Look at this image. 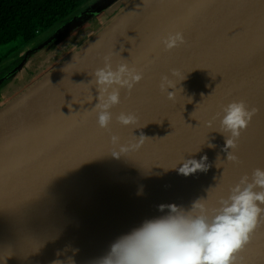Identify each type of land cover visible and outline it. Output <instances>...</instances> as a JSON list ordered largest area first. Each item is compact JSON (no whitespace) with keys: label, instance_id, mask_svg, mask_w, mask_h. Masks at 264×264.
Wrapping results in <instances>:
<instances>
[{"label":"water","instance_id":"water-1","mask_svg":"<svg viewBox=\"0 0 264 264\" xmlns=\"http://www.w3.org/2000/svg\"><path fill=\"white\" fill-rule=\"evenodd\" d=\"M102 15L106 23L58 60L44 57L49 50L31 72V50L7 78L6 86L24 81L0 107V264H94L119 236L164 214L159 205L217 207L264 168V0H98L70 27ZM175 32L185 42L166 50L162 40ZM105 56L143 73L131 91L120 89L108 129L94 109L93 73ZM163 76L175 85L173 100L160 90ZM233 100L257 109L230 150L238 162L227 160L219 131ZM121 112L138 123L121 125ZM112 135L143 142L116 158ZM204 156L207 171L175 168ZM260 225L239 264H264Z\"/></svg>","mask_w":264,"mask_h":264},{"label":"clouds","instance_id":"clouds-1","mask_svg":"<svg viewBox=\"0 0 264 264\" xmlns=\"http://www.w3.org/2000/svg\"><path fill=\"white\" fill-rule=\"evenodd\" d=\"M184 42L181 32L170 33L162 40L166 50ZM93 76L98 92L94 107L97 123L100 128L108 129L113 118L111 109L121 103L120 89L131 91L143 79V73L125 60L114 68L111 56H105L104 66L97 68ZM169 88L174 91L169 92ZM160 90L167 93L169 100L175 98V85L167 76L161 78ZM256 111L250 110L243 100H233L223 107L219 131L226 138L224 151L228 161L238 162L230 150L237 147L242 130L247 128ZM116 119L126 127L138 123V118L130 113L121 112ZM111 142L119 147L111 155L119 158L143 141L141 138L136 144L122 145L120 137L112 135ZM206 161L207 156L199 160L183 159L175 168L189 176L207 171ZM159 210L164 214L146 219L119 236L106 255L94 264H239L238 253L264 220V168H256L251 178L243 176L231 187L227 197L219 199L217 207L210 209L205 199H197L188 208L161 204Z\"/></svg>","mask_w":264,"mask_h":264},{"label":"trees","instance_id":"trees-1","mask_svg":"<svg viewBox=\"0 0 264 264\" xmlns=\"http://www.w3.org/2000/svg\"><path fill=\"white\" fill-rule=\"evenodd\" d=\"M96 1L98 0H0V46L17 41L29 45L41 33L54 29ZM84 27L77 28L72 35Z\"/></svg>","mask_w":264,"mask_h":264},{"label":"rangeland","instance_id":"rangeland-1","mask_svg":"<svg viewBox=\"0 0 264 264\" xmlns=\"http://www.w3.org/2000/svg\"><path fill=\"white\" fill-rule=\"evenodd\" d=\"M124 1L126 2L127 0H124ZM80 13H82V11L77 13V15H79ZM80 16H81V14H80ZM101 17H100L101 19H99L96 24L94 23L95 25H90L87 29H85V32L79 38V40L74 42L71 46H69V44L71 43V37H72V34L75 33V30L77 28H75V29L74 28H68L65 30H62V28H60L61 30H59V31L52 30L50 32L48 31L45 33H41L37 37V39L29 45H25L22 41H17V42L8 44V45L0 46V70L4 69L3 73L5 71L6 72L8 71L7 75L9 77V75L11 74L10 71L11 72L13 70L16 71L20 65L24 64L25 60L28 58L27 54L31 50H33L34 52L29 55V57H30L29 59H30V61H32L31 63H33V64H31L32 68L30 69V71L34 72V71L40 70L42 65L46 62V59H50V57L52 56L51 52H53V57H54L53 61L58 60L67 51H69L70 49H73L75 45L80 44L81 41L84 40L93 31L95 32V31L99 30L108 20V17H106V15H104V16L102 15ZM97 19L96 18L92 19L88 23L89 24L93 23ZM102 21H104V23L99 25ZM88 23H87V25H88ZM42 47H44L45 49ZM41 48L44 50H42ZM49 50H50V52L46 56H44L43 54H45ZM43 56L46 59H42ZM41 60H42V63H41ZM2 70L0 71V73L2 72ZM23 78H20V77L16 78L14 83H12L13 78H11L9 82L12 84L3 88L0 91V96H1V93L4 95L3 97H5V96L10 97L14 93L15 94L18 93L19 90L17 89V87H18L17 85L21 84L24 81ZM2 104L3 103L0 104V107Z\"/></svg>","mask_w":264,"mask_h":264},{"label":"flooded vegetation","instance_id":"flooded-vegetation-1","mask_svg":"<svg viewBox=\"0 0 264 264\" xmlns=\"http://www.w3.org/2000/svg\"><path fill=\"white\" fill-rule=\"evenodd\" d=\"M87 9H88V8H87ZM87 9L83 10L82 12L86 11ZM80 14H81V13H80ZM80 14H79V15L76 14L75 16H73L72 18H70L68 21H66V22L63 23L60 27H58L57 30L59 31L60 28H62V30H65V29L71 28L70 26H72V24H73L74 21H75L74 18L80 16ZM103 16H104V15H103ZM101 18H102V17H101ZM101 18L99 17L95 22L90 23L89 25H87L86 27H84L83 30H80V31L77 32L75 35H72L71 39H72V38H75V36L79 35L80 33L85 32V29H87L90 25H95V24L98 22V20L101 19ZM94 23H95V24H94ZM103 23H104V21H102L99 25H101V24H103ZM95 27H96V26H95ZM95 27H94V28H95ZM1 70H2V69H1ZM1 70H0V71H1ZM3 71H4V69H3L2 72L0 73V79H1V80H0V82H1V84H0V91H1L3 88L7 87L5 83L8 82V80H7V78H8V75H7V74H8V71H7V72L5 71L6 73H5V72L3 73ZM13 71H14V70H13ZM13 71H12V72L10 71V73L12 74ZM11 74H10V75H11ZM10 75H9V76H10ZM6 76H7V77H6ZM3 96H4V95L1 93V96H0V104L3 103L5 99L7 100L8 98L12 97V96H10V97H7V96L3 97Z\"/></svg>","mask_w":264,"mask_h":264},{"label":"snow or ice","instance_id":"snow-or-ice-1","mask_svg":"<svg viewBox=\"0 0 264 264\" xmlns=\"http://www.w3.org/2000/svg\"><path fill=\"white\" fill-rule=\"evenodd\" d=\"M261 228H264V222H261V225H260ZM258 230V228L256 229ZM253 237L255 236V231L253 232ZM248 245H246L244 248H246Z\"/></svg>","mask_w":264,"mask_h":264}]
</instances>
